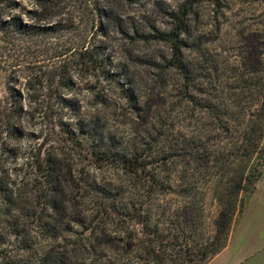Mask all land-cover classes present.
<instances>
[{
	"label": "trees",
	"instance_id": "16d2710c",
	"mask_svg": "<svg viewBox=\"0 0 264 264\" xmlns=\"http://www.w3.org/2000/svg\"><path fill=\"white\" fill-rule=\"evenodd\" d=\"M21 1L0 0V34L5 42L72 33L74 24L57 20L64 14V0H31L34 8L25 9L30 23L21 16L3 15L20 9ZM203 3L212 4L217 17L223 14L220 0H184L171 14L169 32L130 34L119 28L131 43H168L171 55L160 73L173 72L180 79L177 102L169 107L165 101V109L156 114L135 101L139 105L135 110H147L150 119L144 130L146 143L139 149L116 150L99 143L103 140L98 130L85 123L78 104L64 93L74 86L73 67L78 73L119 81V74L111 73L107 46L88 44L90 36L81 34L55 56L67 61L53 66L43 81L53 92L45 114L68 144L92 155L91 165H114L133 187L124 182L100 185L81 158L69 162L57 151L36 159L32 178L17 176L9 182L0 176V264H206L223 249L233 217L244 206L242 196L255 191L264 167V58L258 60L256 73L262 76L254 89L241 76L225 86L223 73L207 65L204 52L200 54L205 59L190 60L185 35L190 17ZM89 5L85 9L95 34L106 37L102 21L109 12L100 3ZM16 81L9 76L7 96L0 98L3 144L22 134L24 101H39L19 92ZM123 92L135 104L133 94ZM57 105L60 110L54 112ZM185 113L190 114V124L184 126L186 131L176 132L177 121L187 120L179 121ZM211 192L218 212L209 231L206 202ZM67 194L72 197L67 199ZM94 197L97 201L91 200ZM89 204L94 205L92 218L86 213ZM73 210L80 214L73 217Z\"/></svg>",
	"mask_w": 264,
	"mask_h": 264
},
{
	"label": "rangeland",
	"instance_id": "374dc122",
	"mask_svg": "<svg viewBox=\"0 0 264 264\" xmlns=\"http://www.w3.org/2000/svg\"><path fill=\"white\" fill-rule=\"evenodd\" d=\"M223 4L219 17L215 14L212 4L203 3L190 17V26L185 40L190 43L186 51L188 58L194 61L203 60L201 52L206 53V63L217 66L219 74L223 73L222 81L230 86L242 77L254 85L262 76L256 73L258 60L264 58V0H220ZM97 2L103 5L109 16L102 23L106 37L96 35L92 16L85 8ZM184 0H64V14L57 17L65 19L68 25H73L72 33L43 36L40 38L2 39L0 34V98L7 96V81L9 76L17 79L15 88L29 99L39 101L30 103L24 101L25 114L20 121L21 136L18 139H8L6 144L0 140V176L9 182L15 178H32L34 163L39 156L57 151L59 157L68 161L82 160L90 175L96 178L100 185L110 186L124 182L133 187L130 180L122 175L114 165L105 164L102 168L91 165L92 155H87L80 148L66 142L59 127L47 116L44 107L52 106L48 100L52 90L45 84L48 71L53 66L66 64L67 59L55 56L66 49L67 44L81 34L89 35L88 44L107 46L113 65L111 73L119 74L116 79H106L97 75L72 71L74 86L64 92L67 98L73 99L80 107V113L87 125L95 126L104 146L129 151L139 149L146 143L144 130L149 126L147 110L139 112V105L151 109L150 113L160 111L167 101L168 106L177 102V86L180 84L178 75L173 72L161 74L171 55L168 43L150 40L131 43L119 33L123 26L130 34L139 31L149 35L155 30L169 32L173 27L171 14L178 10ZM34 5L31 0H22L21 8L4 16H21L25 23L31 20L26 16V10ZM26 9V10H25ZM1 10V7H0ZM71 67V66H70ZM215 79L217 78L214 75ZM42 84H41V83ZM31 83V85H30ZM133 94L134 103L125 98L124 92ZM230 90L227 89V92ZM253 92H256L255 90ZM135 101L140 102L139 105ZM60 105L53 106L54 112H59ZM51 110V109H50ZM180 112L181 109L178 108ZM49 112V111H48ZM49 114V113H48ZM176 123L177 130L183 132L184 126L190 124V114L185 113ZM55 120V119H54ZM186 131V130H185ZM10 149V150H6ZM86 151L88 148H85ZM65 150V154L61 152ZM81 154V155H80ZM87 157V160H83ZM8 182V183H9ZM76 196V193H74ZM71 194L66 198L70 199ZM92 198V196L90 197ZM244 206L236 212L231 222L227 240L223 249L209 258L206 264H264V167L261 176L255 184V191L243 194ZM78 197L76 196V200ZM97 201V199H91ZM175 203V198H170ZM206 215L209 231L218 212V205L209 194L206 202ZM93 204L87 208V216L92 218ZM73 217L80 210H73ZM75 230L77 227H75Z\"/></svg>",
	"mask_w": 264,
	"mask_h": 264
}]
</instances>
